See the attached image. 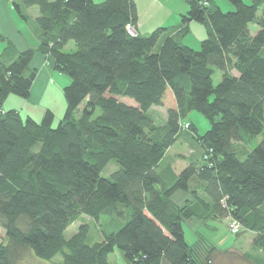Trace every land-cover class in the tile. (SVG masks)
<instances>
[{
  "label": "trees",
  "instance_id": "trees-1",
  "mask_svg": "<svg viewBox=\"0 0 264 264\" xmlns=\"http://www.w3.org/2000/svg\"><path fill=\"white\" fill-rule=\"evenodd\" d=\"M9 1L23 20V9H37L39 35L35 49L5 42L0 54V227L8 239L0 264H18L25 249L42 261L59 256L60 264H109L114 250L126 264H210L218 250L202 237L188 243L183 221L224 216L238 224L232 235L251 233V249L264 254V140L236 149L264 131V13L257 15L264 0H226L229 12L186 0L181 24L206 30L198 49L163 27L130 35L131 0ZM36 55L70 79L55 128L50 110L36 122L1 108L10 95L28 99ZM153 107L166 109L162 125ZM193 111L209 123L202 135L183 121ZM183 133L196 154L175 174L162 162ZM111 161L117 170L104 178ZM178 191L189 195L183 206L172 199ZM80 216L123 221L90 244L84 225L65 238Z\"/></svg>",
  "mask_w": 264,
  "mask_h": 264
},
{
  "label": "rangeland",
  "instance_id": "rangeland-1",
  "mask_svg": "<svg viewBox=\"0 0 264 264\" xmlns=\"http://www.w3.org/2000/svg\"><path fill=\"white\" fill-rule=\"evenodd\" d=\"M248 3V0H244ZM225 4H229L226 0H223ZM230 5V4H229ZM10 10H8L10 14V18L22 37L24 41L28 44V46L33 47L37 45V40L35 39L33 28L37 29V25L33 21V19H29L27 22L23 20L21 17L17 15V13L11 9V4H8ZM231 6V5H230ZM220 9L222 12H229L224 5H220ZM264 13V6L258 11L257 15L261 17ZM29 15V14H28ZM249 31L252 35H254L258 28L255 25H249ZM0 36H4L0 32ZM6 47V43L0 40V53ZM74 45L70 42L65 48V52H73ZM38 56V55H37ZM52 72L49 79H47V85L44 92V96L41 97L39 101H33L31 99H22L13 95H10L3 103L2 110H17L20 112L22 118H26L28 113L32 114V116L38 114L39 119L35 120L36 122H40L43 113L46 110L51 109L50 111L53 113V122L52 127L55 128L63 114L65 112L66 103L63 96V88L69 84L70 79L66 75ZM221 80L220 74L215 71L213 76V84L216 86ZM32 98V97H31ZM122 101H130L127 98H121ZM150 115L152 116L154 122L157 125H162L166 120V109L153 107L150 109ZM77 116V114L75 115ZM183 121L190 122L197 129L199 135H202L206 131L209 130L208 121L198 112L193 111L189 113ZM183 140L190 141L189 136L185 133L181 134L177 145L172 149L170 155L173 154L174 151L183 153L186 149L181 147L180 142ZM262 140H264V131L263 133L255 138L251 139L249 143L236 144V149L239 153H243V151H250L257 144H259ZM183 143V142H182ZM184 146V144H183ZM175 153V152H174ZM117 170V165L114 162H109L106 167L101 172V176L104 178H109L110 175ZM185 198V199H184ZM173 201L178 206H183L186 200L189 199V196L185 197L183 195H178L174 197ZM185 201V202H184ZM123 212V216H126V212L120 208ZM227 216L222 218H211L208 219L197 226V219L191 218L189 220L183 221V228L185 239L188 243H193L199 240L201 237L204 239L207 245L213 246L218 250L217 254H213L214 258L210 264H258L261 259L264 258V254L260 252L253 251L250 247L252 234L249 232L241 233L238 236L232 235L227 228ZM123 220L118 219L117 217H100L97 222L86 216H80L73 224H71L65 231V238L71 237L78 231L79 226L84 225L87 227V243L93 244L95 242H99L102 239L103 233H111L118 229ZM204 224V225H203ZM8 239L5 236L4 230L0 227V245H7ZM204 250H200V255L202 257ZM16 262L18 264H60L61 258L56 256L51 261H42L34 257V255L29 250H20L16 255ZM109 264H126L121 253L117 250H114L108 258Z\"/></svg>",
  "mask_w": 264,
  "mask_h": 264
},
{
  "label": "crops",
  "instance_id": "crops-1",
  "mask_svg": "<svg viewBox=\"0 0 264 264\" xmlns=\"http://www.w3.org/2000/svg\"><path fill=\"white\" fill-rule=\"evenodd\" d=\"M101 1L102 0H95V2L98 3ZM131 1L133 2L135 8L136 23L134 25V31L136 34L147 36L157 28L163 27L169 30L170 35L192 49H198L200 43L206 38V30L201 24L196 22H190L187 25L181 24V17L189 10V3L186 0ZM210 1L219 8L220 5H224L227 10H232V7L229 4H225L223 0ZM249 2L250 0H248V3ZM9 3V0H0V32L2 35H4L2 36L4 38V42H10L17 51H23L27 48L35 49L37 45L33 47L28 46L12 22L8 12V10H10L8 6ZM22 12L26 16V22L29 19H33L35 22L38 16L36 8L23 9ZM33 30L35 33L34 37L38 44L39 30L38 28H33ZM31 68H35L37 70V74L30 90L28 100L31 101L32 99L33 101H39L41 97L44 96L47 79H49L50 75H52V72L47 67L42 57L39 55L34 57ZM124 102L131 105V103L128 101ZM27 115L34 120H37L41 117H38V114L32 116V114L28 113ZM177 142L166 151L164 161L162 162V165L164 166L169 165L175 174H178L182 169H184L188 160L196 154L194 147H191L190 143L182 141L183 143L180 142V145L182 148L184 147L186 151L183 153L174 151L175 153L173 152V154L170 155V152L173 151L172 149L177 145ZM178 195H183L185 197L189 196L188 194L178 191L174 194V197H177ZM198 195L204 198L201 191L198 192ZM202 222L204 221H197L196 227L198 228V225H202L200 224Z\"/></svg>",
  "mask_w": 264,
  "mask_h": 264
},
{
  "label": "built area",
  "instance_id": "built-area-1",
  "mask_svg": "<svg viewBox=\"0 0 264 264\" xmlns=\"http://www.w3.org/2000/svg\"><path fill=\"white\" fill-rule=\"evenodd\" d=\"M203 5L207 6V4L204 2ZM128 32L130 35H134V30L130 27H128ZM228 225H227V228L229 230V232H231L232 234H236L238 232V224L235 223L234 221H227Z\"/></svg>",
  "mask_w": 264,
  "mask_h": 264
}]
</instances>
